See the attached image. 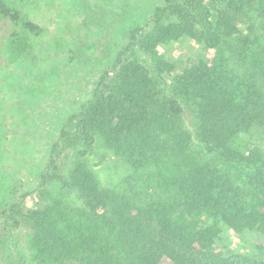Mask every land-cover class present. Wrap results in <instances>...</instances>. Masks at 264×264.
Returning a JSON list of instances; mask_svg holds the SVG:
<instances>
[{
	"label": "trees",
	"instance_id": "trees-1",
	"mask_svg": "<svg viewBox=\"0 0 264 264\" xmlns=\"http://www.w3.org/2000/svg\"><path fill=\"white\" fill-rule=\"evenodd\" d=\"M0 13L19 21L5 5ZM148 23L130 31L113 80L105 70L78 115L130 169L126 191L100 190L81 166L47 178L62 128L39 175L45 188L0 200L2 264H264V0H162ZM179 39L209 55L175 72L158 47ZM31 193L41 210L22 209ZM65 195L80 203L62 205Z\"/></svg>",
	"mask_w": 264,
	"mask_h": 264
},
{
	"label": "rangeland",
	"instance_id": "rangeland-1",
	"mask_svg": "<svg viewBox=\"0 0 264 264\" xmlns=\"http://www.w3.org/2000/svg\"><path fill=\"white\" fill-rule=\"evenodd\" d=\"M161 3L0 0V5L14 9L19 16L16 22L0 13V200L12 188L15 193L16 189L24 193L45 188L40 187L39 175L46 170L51 145L62 128L65 144L55 165L44 173L47 178L67 177L81 166L100 190L126 191L130 169L117 160L103 137L82 128L78 115L93 97L105 70L109 72L107 82L113 80L111 69L128 44L130 31L138 29L137 36L145 32L154 8ZM26 21L39 30L27 29ZM134 50L127 49L121 60L131 57ZM158 53L178 72L207 58L208 52L191 39H179L161 44ZM252 141L259 144L256 137ZM50 181L52 193L60 191L59 182ZM61 200L71 207L80 203L74 196L65 195ZM43 207L37 193L28 195L22 204V209ZM222 235L234 250L253 254L235 233L224 230ZM3 261L0 248V264Z\"/></svg>",
	"mask_w": 264,
	"mask_h": 264
}]
</instances>
